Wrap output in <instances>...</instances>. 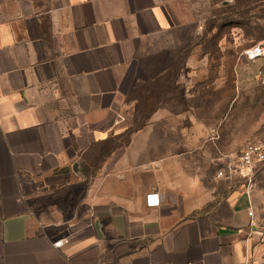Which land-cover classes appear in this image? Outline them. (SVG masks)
<instances>
[{
	"label": "crops",
	"instance_id": "crops-1",
	"mask_svg": "<svg viewBox=\"0 0 264 264\" xmlns=\"http://www.w3.org/2000/svg\"><path fill=\"white\" fill-rule=\"evenodd\" d=\"M179 1L0 0V264L264 262L194 57L120 143L131 87L178 49Z\"/></svg>",
	"mask_w": 264,
	"mask_h": 264
},
{
	"label": "rangeland",
	"instance_id": "rangeland-1",
	"mask_svg": "<svg viewBox=\"0 0 264 264\" xmlns=\"http://www.w3.org/2000/svg\"><path fill=\"white\" fill-rule=\"evenodd\" d=\"M238 2L243 6L238 8ZM177 6L186 26L179 36L178 49L170 53L164 77L172 64L195 58L196 65L187 68L195 69L200 80L208 78L205 90L217 91L215 96L203 99L207 106L201 114L210 120L214 140L227 144V159L233 161L247 144L264 139V0H180ZM255 48L261 51L252 58L247 52ZM160 86L150 82L131 87L128 100L133 104L126 118L136 116L141 122L150 109L145 96L160 90ZM58 198L64 203L61 196ZM250 200L254 228L262 243L264 165L254 172Z\"/></svg>",
	"mask_w": 264,
	"mask_h": 264
},
{
	"label": "built area",
	"instance_id": "built-area-1",
	"mask_svg": "<svg viewBox=\"0 0 264 264\" xmlns=\"http://www.w3.org/2000/svg\"><path fill=\"white\" fill-rule=\"evenodd\" d=\"M259 48L248 51L247 54L250 57H255L260 53ZM264 165V139L247 144L236 157L231 160H227L223 166H221L216 175L222 178L227 183L235 186L243 187L244 193L249 200L248 215L250 216V228L251 231L254 228V216L253 209L250 200V186L253 182V175L255 170ZM146 204L154 206L158 204V196L156 193H149L146 195ZM66 240L65 237L59 238L54 242L55 246H60ZM243 264H255L252 260H246Z\"/></svg>",
	"mask_w": 264,
	"mask_h": 264
},
{
	"label": "trees",
	"instance_id": "trees-1",
	"mask_svg": "<svg viewBox=\"0 0 264 264\" xmlns=\"http://www.w3.org/2000/svg\"><path fill=\"white\" fill-rule=\"evenodd\" d=\"M239 6L238 8L242 7L243 4L238 2ZM183 60L179 61L177 64H172L171 71L169 72L168 76L163 79H161L162 83L161 86L158 84L161 82L158 80L157 82L153 83V86H160V90L156 92H150L148 95L145 96V99L148 103H150V109L148 112H144V116L142 117V121H138L137 117L134 116L132 120L131 126L125 131V133L122 135V140L120 141L121 144L126 143L129 140V136L132 132L140 128L148 119L149 115L152 113L153 110H155L157 104L162 99V96L167 93V91L174 88V83L176 80V77L178 75V72L182 66ZM171 73V74H170ZM139 114L142 115V111H139ZM119 143V144H120ZM114 147V146H113Z\"/></svg>",
	"mask_w": 264,
	"mask_h": 264
}]
</instances>
